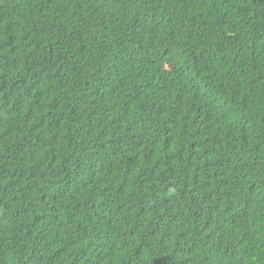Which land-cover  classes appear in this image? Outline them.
Returning <instances> with one entry per match:
<instances>
[{"label": "trees", "instance_id": "obj_1", "mask_svg": "<svg viewBox=\"0 0 264 264\" xmlns=\"http://www.w3.org/2000/svg\"><path fill=\"white\" fill-rule=\"evenodd\" d=\"M0 264H264V0H0Z\"/></svg>", "mask_w": 264, "mask_h": 264}]
</instances>
